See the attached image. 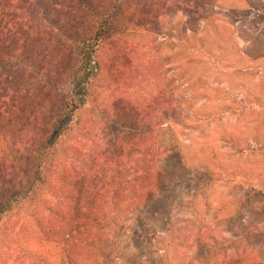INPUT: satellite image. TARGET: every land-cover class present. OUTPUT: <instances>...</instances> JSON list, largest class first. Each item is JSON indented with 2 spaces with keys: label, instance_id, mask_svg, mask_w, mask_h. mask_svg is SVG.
<instances>
[{
  "label": "trees",
  "instance_id": "16d2710c",
  "mask_svg": "<svg viewBox=\"0 0 264 264\" xmlns=\"http://www.w3.org/2000/svg\"><path fill=\"white\" fill-rule=\"evenodd\" d=\"M197 1L193 17L192 2L181 0H0V264H47L20 242L29 232L48 244L62 230L68 233L59 243V264H115L108 238L161 183L160 173L136 163L132 153L145 148L149 132L188 117L172 90L166 96L159 89L151 100L127 94L141 77L156 76L139 39L161 34V22L180 11L186 28L197 30L208 0ZM58 48L69 54L67 63L53 55ZM108 48L114 64L120 59L135 71L113 91L122 95L114 105L99 104L97 96L108 66L101 51ZM41 89L47 102L17 118L22 96ZM108 125L134 132V141L116 138L117 150L108 153ZM200 257L202 264H264L250 251Z\"/></svg>",
  "mask_w": 264,
  "mask_h": 264
},
{
  "label": "rangeland",
  "instance_id": "374dc122",
  "mask_svg": "<svg viewBox=\"0 0 264 264\" xmlns=\"http://www.w3.org/2000/svg\"><path fill=\"white\" fill-rule=\"evenodd\" d=\"M181 1L192 2L196 17L198 1ZM207 3L197 30L186 28L180 11L161 22V34L139 39L156 76L141 77L127 94L151 100L159 89L166 96L172 90L188 117L182 125L149 132L145 148L132 153L136 163L160 173L161 183L154 198L126 216L108 238L115 264H202L200 255L234 258L237 250L264 261V0ZM54 50L59 63L70 60L63 49ZM102 52L108 66L97 96L99 104L114 105L122 95L113 91L135 71L120 59L114 64L109 48ZM22 97L19 119L31 104L49 99L45 89ZM103 137L104 150L113 154L116 138L119 144L134 141L135 133L108 125ZM91 149L101 153L96 145ZM67 233L62 230L45 244L28 232L20 245L41 253L47 264H59V243ZM209 236L219 243L216 248Z\"/></svg>",
  "mask_w": 264,
  "mask_h": 264
}]
</instances>
